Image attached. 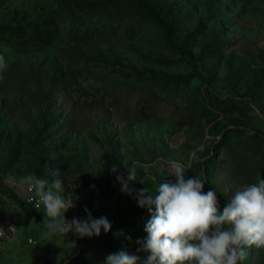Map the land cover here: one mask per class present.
Masks as SVG:
<instances>
[{
    "label": "rangeland",
    "instance_id": "obj_1",
    "mask_svg": "<svg viewBox=\"0 0 264 264\" xmlns=\"http://www.w3.org/2000/svg\"><path fill=\"white\" fill-rule=\"evenodd\" d=\"M98 1L0 0V26L23 31L0 38V264H104L121 250L146 259L136 241L150 214L116 179L133 166L130 187L155 194L178 162L221 210L264 178V0H147L171 39L131 0L87 7ZM87 23L100 33L70 39L72 24ZM44 25L59 30L46 43L33 39ZM53 168L75 204L66 219H87V208L111 222L107 233L46 234L21 177L50 185Z\"/></svg>",
    "mask_w": 264,
    "mask_h": 264
},
{
    "label": "clouds",
    "instance_id": "obj_2",
    "mask_svg": "<svg viewBox=\"0 0 264 264\" xmlns=\"http://www.w3.org/2000/svg\"><path fill=\"white\" fill-rule=\"evenodd\" d=\"M3 67L6 64L0 56V68ZM248 134L254 133L249 130ZM112 171L117 172V167L113 166ZM50 173V185L35 173L21 177L28 192L44 206L43 223L48 236L72 232L91 238L99 236L101 229L104 233L111 229L106 217L94 219L87 208V219L67 220L65 213L75 204L62 195L60 170L53 168ZM128 173L126 179L122 175L116 179L121 192L135 194L138 206L150 214L144 227L146 237L136 241V252L148 255L141 260L139 255L121 250L108 254L104 264H241L247 259L248 248L264 249V178L242 185L221 210L216 193L203 192L205 181L199 176L185 178V168L178 162L171 165L168 176L175 180L159 182L155 194L148 187H130L137 181L136 167L128 169Z\"/></svg>",
    "mask_w": 264,
    "mask_h": 264
},
{
    "label": "trees",
    "instance_id": "obj_3",
    "mask_svg": "<svg viewBox=\"0 0 264 264\" xmlns=\"http://www.w3.org/2000/svg\"><path fill=\"white\" fill-rule=\"evenodd\" d=\"M144 14L149 15L155 19H157L165 28L168 38L171 39L173 35L172 25L171 23L164 18V16L160 13V11L152 6L147 0H131ZM109 5L117 6L116 0H100L96 3L88 4L87 7L90 9H99L106 10ZM50 21V18L46 20V23ZM22 32L19 26H9L4 25L0 26V38L10 35L14 32ZM99 30L91 25V24H82L80 26L72 24L69 29L70 39L81 40L85 38H91L93 36L98 35ZM59 30L57 28H51L50 25H44V27L37 26L36 33L33 36V39L46 43L48 40L58 36ZM8 37V36H7ZM251 264H264V249L253 247L251 254Z\"/></svg>",
    "mask_w": 264,
    "mask_h": 264
},
{
    "label": "built area",
    "instance_id": "obj_4",
    "mask_svg": "<svg viewBox=\"0 0 264 264\" xmlns=\"http://www.w3.org/2000/svg\"><path fill=\"white\" fill-rule=\"evenodd\" d=\"M22 201L24 202L25 206L29 211L33 212L44 209V206L42 204H38V200L37 198L34 197V194L28 192L26 185L23 188ZM67 220H71V219H67ZM6 237H7V229L4 226H0V246L3 244Z\"/></svg>",
    "mask_w": 264,
    "mask_h": 264
},
{
    "label": "crops",
    "instance_id": "obj_5",
    "mask_svg": "<svg viewBox=\"0 0 264 264\" xmlns=\"http://www.w3.org/2000/svg\"><path fill=\"white\" fill-rule=\"evenodd\" d=\"M45 249V248H44ZM44 249L42 247H40V249H38L39 251H44Z\"/></svg>",
    "mask_w": 264,
    "mask_h": 264
}]
</instances>
